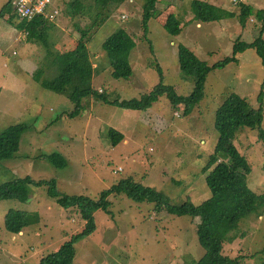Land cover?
<instances>
[{"label": "rangeland", "instance_id": "1", "mask_svg": "<svg viewBox=\"0 0 264 264\" xmlns=\"http://www.w3.org/2000/svg\"><path fill=\"white\" fill-rule=\"evenodd\" d=\"M191 1L158 0L156 16L149 21V30L143 37V0H115L111 18L92 34L87 44L95 69L92 87L111 99L140 98L159 83V66L165 86H171L179 95H189L193 85L180 77L179 44L213 66L233 55L238 40L252 43L257 38L262 21L255 16L251 15L246 25L241 23L239 14L219 21H197ZM206 1L235 13L240 12V2L264 9V0ZM10 2L14 0H0V10ZM81 3L92 6L93 2ZM66 6L63 0L60 16L49 23L47 38L45 35L52 52L76 47L80 34L75 23L80 27L89 25L94 14L88 19H74L66 13ZM171 13L181 22L178 35L169 34L163 26ZM10 18L8 14L0 16V132L19 123H26L29 129L21 138L15 158L0 161V185L27 176L36 181L54 179L60 194L98 199L100 192L131 177L143 186L164 192L176 204L189 199L200 205L210 197L202 170L218 141L214 126L217 108L232 93L246 98L253 108H260L264 66L255 50L239 55L238 63L211 72L205 98L193 112L184 114L181 106L172 107L164 95L147 110L124 109L88 97L82 102L80 114L70 118L67 114L74 105L68 98L42 87L31 75L41 67L43 77L55 75L47 49L29 44L27 34L16 27L19 19ZM121 28L136 42L129 58L133 70L129 80L112 76L103 50L109 35ZM262 110L264 129V98ZM110 127L124 135L115 148L106 137ZM258 135V131L244 127L232 144L252 166L249 187L261 194L264 151ZM53 153L62 154L67 165L57 168L42 157ZM109 200L111 213L94 214L96 230L75 246L73 264H191L204 255L196 234L200 217L191 220L187 216L157 213L152 204L136 203L124 196L113 195ZM11 208L38 211L41 223L20 235L8 233L3 228V217ZM83 226L73 210L62 209L49 197L46 186L32 187L27 203L0 202V264H39ZM237 235L238 239L225 245L224 254L244 256L247 262L259 264L264 259V209L251 212L240 224Z\"/></svg>", "mask_w": 264, "mask_h": 264}, {"label": "trees", "instance_id": "2", "mask_svg": "<svg viewBox=\"0 0 264 264\" xmlns=\"http://www.w3.org/2000/svg\"><path fill=\"white\" fill-rule=\"evenodd\" d=\"M115 0H92V6H84L81 0L64 2L67 4L66 13L78 20L88 19L93 14L90 24L80 27L75 23V28L80 37L76 47L65 52H52V46L47 34L49 23L43 17L33 21L20 19L14 11L13 2L8 3L0 16L11 15L10 20L19 19L16 27L27 34V41L32 45H41L47 49L50 58V68L55 69L53 77H43L42 69L38 68L31 75L42 87L63 95L74 105L67 114L70 118L78 116L83 108V100L92 97L104 104L114 105L124 109L147 110L161 95H164L171 106L178 109L182 107L184 114L193 112L195 107L205 98L206 82L208 75L215 71L225 69L231 63H238V56L249 49L255 50L264 66V9H255L249 4L239 3L240 12L235 13L223 9L206 0L191 1L194 19L202 22L219 21L224 18H232L237 14L240 21L246 25L247 19L252 15L262 21L257 38L252 43L237 41L233 48V55L210 66L200 60L198 56L186 46L178 45V67L183 81L193 85V91L189 95H179L171 86L163 84V76L159 66H156L160 76L159 83L147 94L140 98L120 101L111 99L105 93H99L92 87V78L95 69L90 62V54L87 44L91 41L92 34L104 26L111 18L112 5ZM158 0H143L142 19L140 27L143 37L149 30V21L156 16ZM66 8V9H67ZM14 23V22H13ZM164 29L171 35L181 32V22L174 14H168L164 21ZM136 48V42L132 35L121 28L113 32L103 43V50L108 56L109 65L113 70L112 76L118 79L129 80L133 70L129 62L131 52ZM41 66H45L41 62ZM47 66V65H46ZM264 88V85H263ZM263 90L258 101L260 108L255 109L246 98L236 93L230 94L217 108L215 113V130L218 133V141L214 153L209 156L207 164L202 172L206 174V184L210 190V197L200 205H195L189 199L176 204L173 198L162 191L143 186L135 182L131 177L120 180L112 188L100 192L98 199L88 196H67L58 192L56 180L36 181L30 176L17 178L0 185V202L15 200L21 203L30 201L32 187H47L50 198L64 210H73L84 223L83 228L72 235L58 250L41 259L39 264H73L76 249L75 246L91 236L96 225L94 214L103 211L110 214L111 196H124L136 203L152 204L157 213L167 212L170 215L191 220L201 218V224L196 227V234L204 255L191 264H252L246 261L244 256L230 257L224 254L225 245L238 239L240 224L253 211L264 209V193L256 194L249 187L248 177L252 173V166L242 152L232 144L236 141L238 133L247 127L251 131H258V141L264 151L263 121ZM59 120V117L56 118ZM29 129L26 123H19L5 127L0 132V161L15 158L20 150L21 138ZM107 139L113 148L123 140L124 135L110 127L106 132ZM53 166L63 168L67 165L62 154L53 153L42 156ZM41 223V215L38 211H28L11 208L3 217V228L6 232L20 235L26 229ZM264 252V249L261 253ZM264 264V259L259 263Z\"/></svg>", "mask_w": 264, "mask_h": 264}, {"label": "built area", "instance_id": "3", "mask_svg": "<svg viewBox=\"0 0 264 264\" xmlns=\"http://www.w3.org/2000/svg\"><path fill=\"white\" fill-rule=\"evenodd\" d=\"M63 0H14L13 8L20 19L33 21L43 17L55 21L61 14L59 5Z\"/></svg>", "mask_w": 264, "mask_h": 264}]
</instances>
